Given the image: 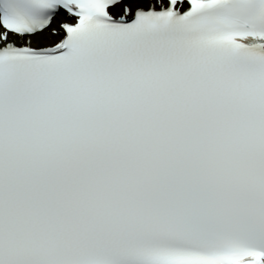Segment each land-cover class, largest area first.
<instances>
[{
    "label": "snow or ice",
    "instance_id": "obj_1",
    "mask_svg": "<svg viewBox=\"0 0 264 264\" xmlns=\"http://www.w3.org/2000/svg\"><path fill=\"white\" fill-rule=\"evenodd\" d=\"M0 264H264V0H0Z\"/></svg>",
    "mask_w": 264,
    "mask_h": 264
}]
</instances>
